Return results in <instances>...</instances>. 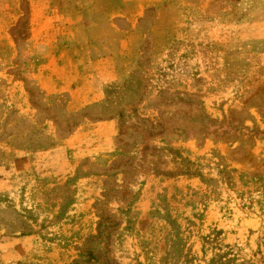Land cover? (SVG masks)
Returning <instances> with one entry per match:
<instances>
[{"label": "rangeland", "instance_id": "rangeland-1", "mask_svg": "<svg viewBox=\"0 0 264 264\" xmlns=\"http://www.w3.org/2000/svg\"><path fill=\"white\" fill-rule=\"evenodd\" d=\"M0 264H264V0H0Z\"/></svg>", "mask_w": 264, "mask_h": 264}]
</instances>
